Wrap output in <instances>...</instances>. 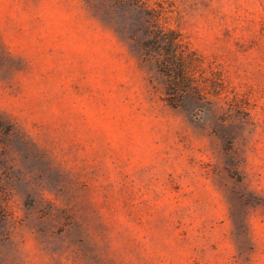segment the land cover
I'll return each mask as SVG.
<instances>
[{"label": "rangeland", "instance_id": "374dc122", "mask_svg": "<svg viewBox=\"0 0 264 264\" xmlns=\"http://www.w3.org/2000/svg\"><path fill=\"white\" fill-rule=\"evenodd\" d=\"M0 264H264V0H0Z\"/></svg>", "mask_w": 264, "mask_h": 264}, {"label": "trees", "instance_id": "16d2710c", "mask_svg": "<svg viewBox=\"0 0 264 264\" xmlns=\"http://www.w3.org/2000/svg\"><path fill=\"white\" fill-rule=\"evenodd\" d=\"M130 3H133L135 5H141L142 0H128ZM149 15H152V12L150 10H147ZM149 33L151 34L154 43H157L159 41H163L166 45V48L168 51H171L176 45H177V40L173 36L171 32H165L164 29L158 27L155 30L151 31L149 30Z\"/></svg>", "mask_w": 264, "mask_h": 264}]
</instances>
